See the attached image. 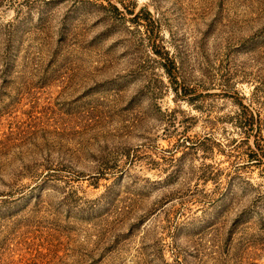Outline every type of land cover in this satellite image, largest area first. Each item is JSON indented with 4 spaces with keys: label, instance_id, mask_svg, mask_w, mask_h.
I'll return each mask as SVG.
<instances>
[{
    "label": "rangeland",
    "instance_id": "obj_1",
    "mask_svg": "<svg viewBox=\"0 0 264 264\" xmlns=\"http://www.w3.org/2000/svg\"><path fill=\"white\" fill-rule=\"evenodd\" d=\"M0 264H264V0H0Z\"/></svg>",
    "mask_w": 264,
    "mask_h": 264
}]
</instances>
